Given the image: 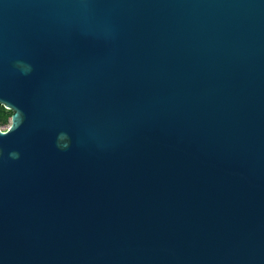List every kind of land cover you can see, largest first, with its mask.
<instances>
[{
    "label": "water",
    "instance_id": "water-1",
    "mask_svg": "<svg viewBox=\"0 0 264 264\" xmlns=\"http://www.w3.org/2000/svg\"><path fill=\"white\" fill-rule=\"evenodd\" d=\"M0 264H264V0H0Z\"/></svg>",
    "mask_w": 264,
    "mask_h": 264
},
{
    "label": "trees",
    "instance_id": "trees-1",
    "mask_svg": "<svg viewBox=\"0 0 264 264\" xmlns=\"http://www.w3.org/2000/svg\"><path fill=\"white\" fill-rule=\"evenodd\" d=\"M12 113L13 111L11 109L5 108L4 105L0 103V126L9 125Z\"/></svg>",
    "mask_w": 264,
    "mask_h": 264
},
{
    "label": "rangeland",
    "instance_id": "rangeland-1",
    "mask_svg": "<svg viewBox=\"0 0 264 264\" xmlns=\"http://www.w3.org/2000/svg\"><path fill=\"white\" fill-rule=\"evenodd\" d=\"M7 126H8V125H6V126H0V127H1V129H5Z\"/></svg>",
    "mask_w": 264,
    "mask_h": 264
},
{
    "label": "snow or ice",
    "instance_id": "snow-or-ice-1",
    "mask_svg": "<svg viewBox=\"0 0 264 264\" xmlns=\"http://www.w3.org/2000/svg\"><path fill=\"white\" fill-rule=\"evenodd\" d=\"M4 131H7L6 129Z\"/></svg>",
    "mask_w": 264,
    "mask_h": 264
}]
</instances>
